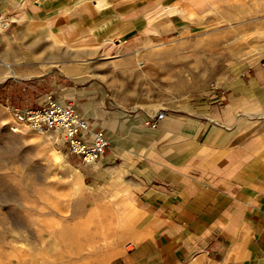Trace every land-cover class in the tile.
Returning a JSON list of instances; mask_svg holds the SVG:
<instances>
[{"label": "crops", "instance_id": "crops-1", "mask_svg": "<svg viewBox=\"0 0 264 264\" xmlns=\"http://www.w3.org/2000/svg\"><path fill=\"white\" fill-rule=\"evenodd\" d=\"M238 1L0 0V85L35 81L110 139L86 165L135 228L121 264H264V23ZM233 34L229 63L193 43Z\"/></svg>", "mask_w": 264, "mask_h": 264}, {"label": "rangeland", "instance_id": "rangeland-1", "mask_svg": "<svg viewBox=\"0 0 264 264\" xmlns=\"http://www.w3.org/2000/svg\"><path fill=\"white\" fill-rule=\"evenodd\" d=\"M232 12L264 23V0H239ZM193 41L212 44L217 64L229 63L241 49L234 34ZM37 86L0 85V264H121L119 257L135 247L129 237L135 228L112 226V212L101 209V195L92 188L91 165L70 153L62 131L40 132L15 117L16 110L47 102L37 97Z\"/></svg>", "mask_w": 264, "mask_h": 264}, {"label": "built area", "instance_id": "built-area-1", "mask_svg": "<svg viewBox=\"0 0 264 264\" xmlns=\"http://www.w3.org/2000/svg\"><path fill=\"white\" fill-rule=\"evenodd\" d=\"M6 27L0 19V33ZM18 122L40 131H62L71 154L79 157L86 164L100 161L107 153L110 139L102 129H93L91 122L80 116L71 104L49 98L38 107L15 111ZM164 112L156 119L162 120Z\"/></svg>", "mask_w": 264, "mask_h": 264}, {"label": "bare ground", "instance_id": "bare-ground-1", "mask_svg": "<svg viewBox=\"0 0 264 264\" xmlns=\"http://www.w3.org/2000/svg\"><path fill=\"white\" fill-rule=\"evenodd\" d=\"M62 102V101H61ZM63 103V102H62ZM19 130L18 129H14V132H18ZM61 132V131H60ZM52 137V136H50ZM53 138V137H52ZM55 138V137H54ZM83 186V185H82Z\"/></svg>", "mask_w": 264, "mask_h": 264}]
</instances>
